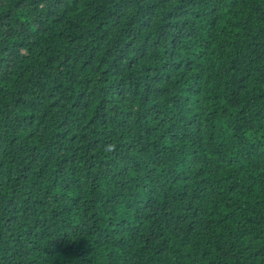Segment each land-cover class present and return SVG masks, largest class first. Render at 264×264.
I'll return each mask as SVG.
<instances>
[{
  "label": "trees",
  "instance_id": "16d2710c",
  "mask_svg": "<svg viewBox=\"0 0 264 264\" xmlns=\"http://www.w3.org/2000/svg\"><path fill=\"white\" fill-rule=\"evenodd\" d=\"M0 264H264V0H0Z\"/></svg>",
  "mask_w": 264,
  "mask_h": 264
}]
</instances>
